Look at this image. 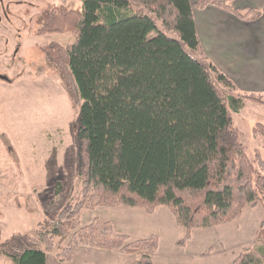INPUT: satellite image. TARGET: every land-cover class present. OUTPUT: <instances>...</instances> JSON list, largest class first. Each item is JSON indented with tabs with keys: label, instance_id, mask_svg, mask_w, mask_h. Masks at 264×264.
Here are the masks:
<instances>
[{
	"label": "trees",
	"instance_id": "1",
	"mask_svg": "<svg viewBox=\"0 0 264 264\" xmlns=\"http://www.w3.org/2000/svg\"><path fill=\"white\" fill-rule=\"evenodd\" d=\"M81 1L80 9H47L36 31L37 37L75 38L44 52L78 112L79 196L25 235L26 246L8 257L10 264H46L49 252L69 262L81 246L153 264L156 236L130 241L97 218L70 233L68 223L96 208L149 214L166 206L186 231L181 246L194 230L233 222L258 203L264 207V162L247 155L233 122L246 102L264 107V96L241 93L205 57L194 22V9L210 5L247 22L260 12L242 14L232 0ZM252 133L264 138V125ZM255 243L232 264H264V218Z\"/></svg>",
	"mask_w": 264,
	"mask_h": 264
},
{
	"label": "rangeland",
	"instance_id": "2",
	"mask_svg": "<svg viewBox=\"0 0 264 264\" xmlns=\"http://www.w3.org/2000/svg\"><path fill=\"white\" fill-rule=\"evenodd\" d=\"M54 6L80 9L82 1L0 0V242L4 243L0 246V264H10L8 257L26 246L24 234H13L33 235L37 230L38 213L29 211L28 204L32 209L42 207L46 221L51 222L67 203L78 199L80 192L78 112L44 52L53 42L67 46L75 38L36 36L39 19ZM1 77L11 81L7 83ZM233 122L247 155L252 160L257 155L264 162V138L252 133L254 126L264 125V107L246 102L239 113L233 114ZM20 175H25L24 179H19ZM33 187L42 188L34 197ZM13 191L20 193L19 197L13 196ZM16 204L19 208L14 207ZM78 222L79 219L68 223L70 233ZM229 243L230 240L214 241V252L223 254L234 247ZM255 245V241L250 244ZM232 254L235 258L239 255L235 250ZM232 254L228 252L224 258Z\"/></svg>",
	"mask_w": 264,
	"mask_h": 264
},
{
	"label": "crops",
	"instance_id": "3",
	"mask_svg": "<svg viewBox=\"0 0 264 264\" xmlns=\"http://www.w3.org/2000/svg\"><path fill=\"white\" fill-rule=\"evenodd\" d=\"M190 2L194 4L196 0ZM230 5L242 14L258 10L260 17L247 22L212 5L202 10L194 9V22L203 53L232 80L241 93L264 96V0H232ZM24 176L20 175L19 179H24ZM41 189L34 188L32 197L37 196L36 191L39 193ZM15 193L13 196L19 197L20 193ZM33 203L36 204V201ZM259 205L246 207L240 218L233 222L192 231L190 240L181 246L177 242L184 238L186 231L177 225L166 206H160L149 214L138 208L123 206L83 211L80 215L82 219L80 221L78 218L79 225L73 231L97 218L111 222L114 230L129 236L130 241L156 236L158 249L152 255L153 264H232L234 250L235 254H239L243 249L253 246L250 244L255 241L256 231L264 218V207ZM14 207L19 208V205ZM28 210L38 213L37 228L46 221V211L42 207L34 206L32 209L28 204ZM27 233L12 236L22 237ZM0 239H3V231L0 232ZM224 240H230L229 245L234 247L224 250L223 254L221 251L214 252L212 243ZM2 245L4 243L0 242ZM228 252L232 256L224 258ZM137 258L134 254L81 246L71 261L65 263L57 258L56 252L47 253L46 264H132Z\"/></svg>",
	"mask_w": 264,
	"mask_h": 264
},
{
	"label": "flooded vegetation",
	"instance_id": "4",
	"mask_svg": "<svg viewBox=\"0 0 264 264\" xmlns=\"http://www.w3.org/2000/svg\"><path fill=\"white\" fill-rule=\"evenodd\" d=\"M1 78H2V77H1ZM2 79H3V78H2ZM2 79H1V80H2ZM3 81L9 83L11 80H7V79L4 80V79H3ZM12 82H13V81H12Z\"/></svg>",
	"mask_w": 264,
	"mask_h": 264
}]
</instances>
